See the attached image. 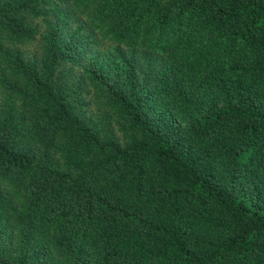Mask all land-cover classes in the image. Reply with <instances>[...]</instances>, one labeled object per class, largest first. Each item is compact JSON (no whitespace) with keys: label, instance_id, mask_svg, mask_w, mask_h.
<instances>
[{"label":"trees","instance_id":"trees-1","mask_svg":"<svg viewBox=\"0 0 264 264\" xmlns=\"http://www.w3.org/2000/svg\"><path fill=\"white\" fill-rule=\"evenodd\" d=\"M0 264H264V0H0Z\"/></svg>","mask_w":264,"mask_h":264},{"label":"rangeland","instance_id":"rangeland-1","mask_svg":"<svg viewBox=\"0 0 264 264\" xmlns=\"http://www.w3.org/2000/svg\"><path fill=\"white\" fill-rule=\"evenodd\" d=\"M39 21H40L39 19H35V20H34V22H35L36 24H38V26H39V31H41L42 28H41V25L39 24ZM37 43H38V40H37V38H36L34 42H32V43H27V44H22V45H20V47L23 48V50L27 51L28 54H30L31 52H36V50H37V48H36V44H37ZM104 47H107V45H106V46L104 45ZM97 50H98V52L100 53V52H102L103 47H102L101 45L98 46V47H96L95 49H93L92 53H96ZM94 108H95L94 104H93V103H90V104H89V110H93Z\"/></svg>","mask_w":264,"mask_h":264}]
</instances>
